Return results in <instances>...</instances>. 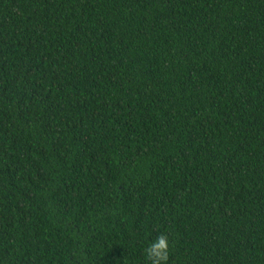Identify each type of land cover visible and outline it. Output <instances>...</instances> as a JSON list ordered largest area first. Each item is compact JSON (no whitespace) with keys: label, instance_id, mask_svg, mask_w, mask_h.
Returning a JSON list of instances; mask_svg holds the SVG:
<instances>
[{"label":"trees","instance_id":"obj_1","mask_svg":"<svg viewBox=\"0 0 264 264\" xmlns=\"http://www.w3.org/2000/svg\"><path fill=\"white\" fill-rule=\"evenodd\" d=\"M264 264V0H0V264Z\"/></svg>","mask_w":264,"mask_h":264},{"label":"clouds","instance_id":"obj_2","mask_svg":"<svg viewBox=\"0 0 264 264\" xmlns=\"http://www.w3.org/2000/svg\"><path fill=\"white\" fill-rule=\"evenodd\" d=\"M144 255L147 258V264H168L170 256L169 236L161 233L154 240H150L144 249Z\"/></svg>","mask_w":264,"mask_h":264}]
</instances>
